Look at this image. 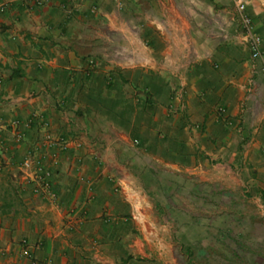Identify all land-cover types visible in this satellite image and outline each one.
<instances>
[{"label": "crops", "instance_id": "obj_1", "mask_svg": "<svg viewBox=\"0 0 264 264\" xmlns=\"http://www.w3.org/2000/svg\"><path fill=\"white\" fill-rule=\"evenodd\" d=\"M216 1L0 0V264H264V74Z\"/></svg>", "mask_w": 264, "mask_h": 264}, {"label": "built area", "instance_id": "obj_2", "mask_svg": "<svg viewBox=\"0 0 264 264\" xmlns=\"http://www.w3.org/2000/svg\"><path fill=\"white\" fill-rule=\"evenodd\" d=\"M115 7L121 8L124 0H111ZM249 0H231L233 14L238 20L240 31L243 34V39L248 47L249 57L251 60V71L253 73L264 74V58L261 48V41L259 34L253 29L250 16L246 11V7ZM4 9V3L0 2V10ZM93 9V7H92ZM218 110L222 107L218 106ZM11 124L14 126L17 124V120L13 119ZM15 138L19 139V133L15 132ZM61 148H65V143L61 140L59 143ZM19 165L28 170L26 174L27 181L32 185V191L40 193L47 198H54V192L50 186L51 170L49 167L41 163L39 157L34 155H28L23 157ZM24 243V240H22ZM25 254L30 255L24 251ZM33 264H42L39 261L32 260Z\"/></svg>", "mask_w": 264, "mask_h": 264}, {"label": "rangeland", "instance_id": "obj_3", "mask_svg": "<svg viewBox=\"0 0 264 264\" xmlns=\"http://www.w3.org/2000/svg\"><path fill=\"white\" fill-rule=\"evenodd\" d=\"M216 2H218L220 5H223V6L224 5L227 6V7L232 6L231 5V0H217ZM189 3H190V5L193 6V2L192 1H189Z\"/></svg>", "mask_w": 264, "mask_h": 264}]
</instances>
